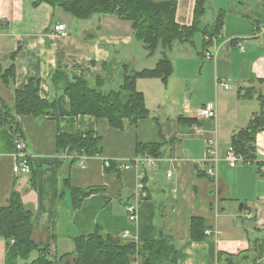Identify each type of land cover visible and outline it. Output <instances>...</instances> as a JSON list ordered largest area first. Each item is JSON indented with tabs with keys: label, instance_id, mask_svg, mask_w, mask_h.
Returning <instances> with one entry per match:
<instances>
[{
	"label": "crops",
	"instance_id": "1",
	"mask_svg": "<svg viewBox=\"0 0 264 264\" xmlns=\"http://www.w3.org/2000/svg\"><path fill=\"white\" fill-rule=\"evenodd\" d=\"M35 1L0 0L4 68L10 62L7 55L15 52L13 88L0 80V108L3 103L12 105L13 89L22 90L28 78L39 77L40 96L54 99L56 112L43 118L19 115L21 137L0 128V207L8 205L13 188L18 190L32 212V239L48 243L53 259L74 250L75 236L101 231L119 238L121 244L168 236L177 251V264H226L218 263L219 252L233 255L232 264H264V129L256 134L261 172L255 163L242 160L230 166L226 159L233 133L245 128L259 111L256 94L264 96V82H259L264 79V0H212L215 14L209 20L204 17L210 2L205 0L202 23L211 24L223 9L221 31L204 50L200 33L201 46L197 34L194 44L176 42L167 52L172 73L166 83L158 77L137 78L135 86L149 114L135 123L125 120L121 129L105 117L71 115L68 96L49 82L51 73L60 65L70 77L83 74L94 82L99 76L101 90H115L122 82L123 63L136 70L150 68L160 54L149 60L141 42L133 38L130 22L116 15L77 20ZM195 2L177 0L178 24L192 23ZM57 23L65 24L67 36L55 33ZM250 86L255 95L240 97ZM206 103L214 105V117L197 115ZM181 115L196 118L199 124L181 131L177 122ZM75 132L99 137L101 153L77 156L56 146L58 133ZM15 138L25 144L29 173L12 170ZM209 139L214 141V155L207 160ZM138 143L159 144L161 157L136 155ZM111 162L117 166L109 170ZM197 168L204 172L212 168L213 174L197 177ZM66 179L75 188L100 190L74 207ZM129 204L135 207L133 220L127 216ZM192 217L200 218L211 234L191 239ZM1 247L4 262L2 237ZM36 256L37 252L31 259Z\"/></svg>",
	"mask_w": 264,
	"mask_h": 264
},
{
	"label": "trees",
	"instance_id": "2",
	"mask_svg": "<svg viewBox=\"0 0 264 264\" xmlns=\"http://www.w3.org/2000/svg\"><path fill=\"white\" fill-rule=\"evenodd\" d=\"M40 2L60 8L79 20L89 19L95 14L116 15L130 22L133 38L141 42L147 56L160 54L155 65L150 68L136 70L123 63L122 82L115 90H101L99 83L102 78L99 76H96L94 82L83 74L77 78L70 77L65 67L60 65L51 73L49 82L52 87L60 88L68 96L71 115L105 117L118 129L124 126L125 120L135 123L149 114L143 94L136 89L137 78L158 77L166 83L172 73V64L167 55L172 46L176 42L194 44L195 34L200 33L204 50L221 31L224 23L223 9L211 24L202 23L206 12L205 0H196L190 25H180L175 21L177 0H36L34 4ZM203 53L199 52L201 55ZM14 57L15 52L7 55L10 62L6 68L0 63V80L7 88H13ZM104 65L102 64L103 68ZM260 80L259 82H264V79ZM40 82L39 77H30L22 90L13 89L12 105L3 103L0 108V128L7 127L13 135L21 137L22 131L17 118L19 115L43 118L55 114L54 99L40 96ZM255 93L253 86L246 87L240 97L251 98ZM256 98L260 102L259 111L251 117L245 128L233 133L231 148L242 156L243 161L255 163L261 172L263 162L258 160L256 134L264 129V96L258 92ZM177 122L181 131L199 124L196 118L182 115L178 116ZM56 146L69 154L75 152L77 156H95L101 153V140L92 132L58 133ZM136 155L159 158L162 155L161 146L156 143H138ZM29 165L31 171L30 161ZM112 166L117 165L111 162L106 168L110 170ZM196 176L203 177L206 173L197 168ZM33 183L32 177L31 186ZM65 183L69 187L74 207L79 206L85 196L100 190L94 186L75 188L68 184V179ZM33 229L32 212L23 203L22 194L13 188L8 205L0 207V237L5 241L3 264H133L136 259H139V264H177V251L168 236L159 235L150 240L121 244L119 238L95 231L89 235L75 236L72 238L74 250L53 259L49 258L48 243H37L32 239ZM205 231L203 221L192 217L191 239H204L208 236ZM32 252H37L34 259H30ZM217 261L232 264L233 255L219 252Z\"/></svg>",
	"mask_w": 264,
	"mask_h": 264
},
{
	"label": "built area",
	"instance_id": "3",
	"mask_svg": "<svg viewBox=\"0 0 264 264\" xmlns=\"http://www.w3.org/2000/svg\"><path fill=\"white\" fill-rule=\"evenodd\" d=\"M53 29H54L55 33H57L59 36H67L68 35L67 28H66L65 24H63V23L55 24ZM240 47L243 48L242 45H240ZM205 55H206V57H210V52H206ZM221 84L225 88L229 87V85L227 83L221 82ZM196 113L200 117H206V118L214 117V115H215L214 105L212 103H206L205 105L199 107L197 109ZM207 142H208V144H207V148H206V155H207L206 158H208L207 160H210V158H212V155H214V148L212 147V144L214 141H213V139H209ZM13 145H14V149H15V157L17 158V161H15V163L12 167L13 172H15V173H29L30 172V165H29V161H28L29 158L24 152V148H25L24 142L20 138H15ZM226 159H227L228 164L230 166H234L238 162L243 160L242 156L236 154L232 148H229V150L227 151ZM205 173L208 175H212L213 174L212 168H207L205 170ZM139 186L141 187L142 185L139 184ZM126 211H127V216L130 220L135 219V207L132 204L127 205ZM205 233L211 234L210 231L205 232ZM50 249L52 250L51 246H50ZM133 264H137L136 260L133 262Z\"/></svg>",
	"mask_w": 264,
	"mask_h": 264
},
{
	"label": "rangeland",
	"instance_id": "4",
	"mask_svg": "<svg viewBox=\"0 0 264 264\" xmlns=\"http://www.w3.org/2000/svg\"><path fill=\"white\" fill-rule=\"evenodd\" d=\"M211 1H212V0H209L210 5L207 6L206 17H204L205 20H206V19L209 20L210 18H213L214 14H215V12L213 11V8H212V6H211ZM77 20H78V19H77ZM199 36H200V35L197 34V35L195 36V40H196V43L199 44V46H201V42H199ZM154 57H155V55H152V56L147 57V58H149V60H151V59L154 58ZM144 59H146V58H144ZM177 70H178V68H177ZM257 155H258V153H257ZM258 158H259V155H258ZM34 255H35V252H32L31 255H30V259L33 258ZM0 264H3V249H2V247H1V249H0Z\"/></svg>",
	"mask_w": 264,
	"mask_h": 264
},
{
	"label": "water",
	"instance_id": "5",
	"mask_svg": "<svg viewBox=\"0 0 264 264\" xmlns=\"http://www.w3.org/2000/svg\"><path fill=\"white\" fill-rule=\"evenodd\" d=\"M242 206H243V203L241 202V203L239 204V209H240V210H242Z\"/></svg>",
	"mask_w": 264,
	"mask_h": 264
}]
</instances>
